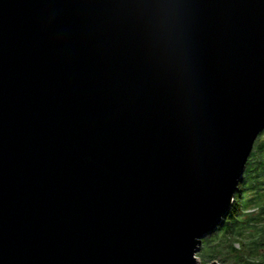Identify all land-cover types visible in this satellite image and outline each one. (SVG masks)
I'll use <instances>...</instances> for the list:
<instances>
[{
  "label": "water",
  "instance_id": "water-1",
  "mask_svg": "<svg viewBox=\"0 0 264 264\" xmlns=\"http://www.w3.org/2000/svg\"><path fill=\"white\" fill-rule=\"evenodd\" d=\"M263 132L264 0H0V264H199Z\"/></svg>",
  "mask_w": 264,
  "mask_h": 264
},
{
  "label": "trees",
  "instance_id": "trees-1",
  "mask_svg": "<svg viewBox=\"0 0 264 264\" xmlns=\"http://www.w3.org/2000/svg\"><path fill=\"white\" fill-rule=\"evenodd\" d=\"M198 256L201 264H264V132L254 145L232 209L203 240Z\"/></svg>",
  "mask_w": 264,
  "mask_h": 264
},
{
  "label": "rangeland",
  "instance_id": "rangeland-1",
  "mask_svg": "<svg viewBox=\"0 0 264 264\" xmlns=\"http://www.w3.org/2000/svg\"><path fill=\"white\" fill-rule=\"evenodd\" d=\"M237 247H238V246H237ZM198 254H199V251H198ZM198 254H197L198 262H199V264H201V263H200V260H199V256H198Z\"/></svg>",
  "mask_w": 264,
  "mask_h": 264
},
{
  "label": "bare ground",
  "instance_id": "bare-ground-1",
  "mask_svg": "<svg viewBox=\"0 0 264 264\" xmlns=\"http://www.w3.org/2000/svg\"><path fill=\"white\" fill-rule=\"evenodd\" d=\"M223 224V223H222Z\"/></svg>",
  "mask_w": 264,
  "mask_h": 264
}]
</instances>
